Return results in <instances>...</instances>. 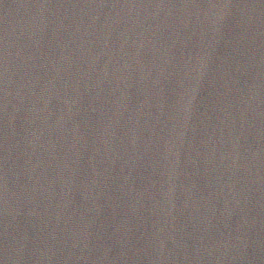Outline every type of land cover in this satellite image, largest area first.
I'll return each mask as SVG.
<instances>
[{"label": "water", "instance_id": "95a60500", "mask_svg": "<svg viewBox=\"0 0 264 264\" xmlns=\"http://www.w3.org/2000/svg\"><path fill=\"white\" fill-rule=\"evenodd\" d=\"M0 264H264V0H0Z\"/></svg>", "mask_w": 264, "mask_h": 264}]
</instances>
